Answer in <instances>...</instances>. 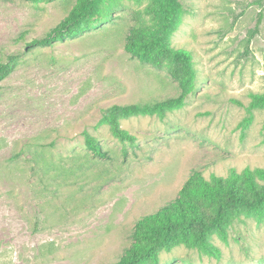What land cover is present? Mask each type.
I'll return each mask as SVG.
<instances>
[{"label":"rangeland","instance_id":"obj_1","mask_svg":"<svg viewBox=\"0 0 264 264\" xmlns=\"http://www.w3.org/2000/svg\"><path fill=\"white\" fill-rule=\"evenodd\" d=\"M74 0H0V60L15 55L0 82V264H108L131 241L134 222L179 194L192 169L226 175L264 168V109L246 106L264 93V0H178L171 36L190 52L194 87L163 119L134 116L121 126L138 137L127 152L100 109L173 96L163 70L123 48L135 0H108L107 20L51 46L27 47ZM108 158L86 150L82 131ZM219 258L179 245L163 264H264V220L242 217L213 235Z\"/></svg>","mask_w":264,"mask_h":264},{"label":"trees","instance_id":"obj_2","mask_svg":"<svg viewBox=\"0 0 264 264\" xmlns=\"http://www.w3.org/2000/svg\"><path fill=\"white\" fill-rule=\"evenodd\" d=\"M48 3L54 0H25ZM108 0H74L67 13L41 37L33 38L27 47L51 46L54 42L75 38L93 29L98 21L107 20ZM142 7L131 10L123 48L130 58L157 70H163L177 87V94L130 103H113L100 109L97 125H106L126 154V145L138 147V137L121 126V120L134 116H156L163 119L183 106L194 87L196 71L189 51L176 48L171 36L180 21L178 0H135ZM15 55L0 60V82L15 68ZM264 109V93H250L246 106L251 121L253 109ZM84 146L92 156L104 159L110 155L99 141L82 131ZM242 217L264 220V168L231 169L226 175L192 169L179 194L157 210L140 216L131 230V241L119 258L108 264H163L162 251L183 245L189 249L219 258L221 250L212 242L213 235L227 240V230Z\"/></svg>","mask_w":264,"mask_h":264}]
</instances>
